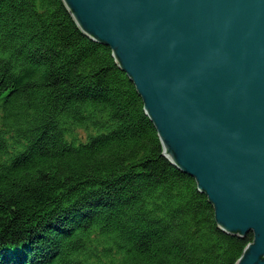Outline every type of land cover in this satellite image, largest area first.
<instances>
[{
	"label": "trees",
	"instance_id": "trees-1",
	"mask_svg": "<svg viewBox=\"0 0 264 264\" xmlns=\"http://www.w3.org/2000/svg\"><path fill=\"white\" fill-rule=\"evenodd\" d=\"M252 240L63 0H0V264H235Z\"/></svg>",
	"mask_w": 264,
	"mask_h": 264
},
{
	"label": "water",
	"instance_id": "water-1",
	"mask_svg": "<svg viewBox=\"0 0 264 264\" xmlns=\"http://www.w3.org/2000/svg\"><path fill=\"white\" fill-rule=\"evenodd\" d=\"M112 50L165 156L264 264V0H63Z\"/></svg>",
	"mask_w": 264,
	"mask_h": 264
}]
</instances>
